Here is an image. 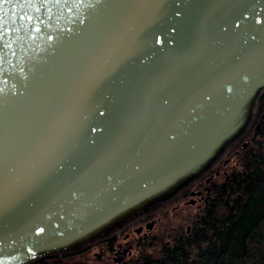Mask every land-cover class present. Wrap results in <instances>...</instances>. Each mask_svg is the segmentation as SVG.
I'll return each instance as SVG.
<instances>
[{"label": "water", "instance_id": "obj_1", "mask_svg": "<svg viewBox=\"0 0 264 264\" xmlns=\"http://www.w3.org/2000/svg\"><path fill=\"white\" fill-rule=\"evenodd\" d=\"M254 1L0 0V264L57 245L148 179L185 106L250 50L228 43Z\"/></svg>", "mask_w": 264, "mask_h": 264}, {"label": "rangeland", "instance_id": "obj_2", "mask_svg": "<svg viewBox=\"0 0 264 264\" xmlns=\"http://www.w3.org/2000/svg\"><path fill=\"white\" fill-rule=\"evenodd\" d=\"M256 3L249 6L250 11L246 8L248 20L243 24L246 26L239 28L238 33L228 43L230 50H239L242 46H247L250 50L235 56L230 67H226L218 76L212 75L214 78L212 82L209 81L211 86L208 90L185 106L179 124L180 139L176 142L169 141L161 154L162 158L158 162L154 160L150 166L148 179L134 185L116 211L92 215L84 220L81 227L59 239L57 245L44 249V252L79 247L93 236L111 233L126 222V229L131 230V225L138 221L143 222L146 216L160 213V205L164 202L163 209L166 212L162 213V219L155 221V231L163 227L167 229L170 222H176L177 213L172 211L171 206L183 186L213 166L221 156L230 153L234 144L247 139L257 120L255 111L260 109L257 96L264 87V55L256 57V61L251 58L255 55V49L251 50L253 45H256L254 48L258 47L256 50H264V7L259 8L264 2ZM250 29L254 30L244 39L243 34H247ZM220 177L217 176V179ZM196 210V203L189 202L182 205L179 213L192 214ZM187 222L189 219L184 218L183 227ZM164 223L166 226H163ZM118 238H121L120 233ZM161 239L171 241L166 232ZM93 248L97 250V246H89L84 252L88 263L104 262L91 254ZM106 262L115 264L112 259Z\"/></svg>", "mask_w": 264, "mask_h": 264}, {"label": "trees", "instance_id": "obj_3", "mask_svg": "<svg viewBox=\"0 0 264 264\" xmlns=\"http://www.w3.org/2000/svg\"><path fill=\"white\" fill-rule=\"evenodd\" d=\"M192 215L189 231L174 242L143 241L138 253L115 264H264V121ZM87 245L43 252L17 264H91Z\"/></svg>", "mask_w": 264, "mask_h": 264}, {"label": "flooded vegetation", "instance_id": "obj_4", "mask_svg": "<svg viewBox=\"0 0 264 264\" xmlns=\"http://www.w3.org/2000/svg\"><path fill=\"white\" fill-rule=\"evenodd\" d=\"M261 90L257 96L258 107L260 109L257 108L255 111L257 120L254 122L252 131H254L256 127L264 121V93H262ZM247 139L241 140L239 143L234 144L230 148V153H226L224 156H221L213 166L199 174L196 179L183 186L182 191L178 192L177 194V200H175L174 204L171 206L173 208L172 211L177 213V219L175 220L176 222L173 224H170V222L167 229L166 227H163L160 228V230L155 231V221L162 219V213L164 214L166 212V209H163V205L166 203L164 202L160 205V208L163 209H161L160 213H157L155 216H146L143 219V222L138 221L135 225H131V230L126 229V222L119 228L114 229L111 233L93 236L88 242L84 243L88 244L87 249L89 246H97V250L93 248V253H91L96 259L100 261H108L112 259L116 263L123 260L125 257H128L129 255H135L138 253L141 250L143 241H150L155 237H157L159 241H167V239H161L165 232L171 237V242H174V240L178 236H181L183 232L189 231L192 222V214H196L197 210L200 209L204 204L206 201V194L213 187V185L217 183V181L220 180L222 176L227 175V172L233 163H237L238 153L247 145L250 135L247 136ZM217 176L221 177L217 179ZM189 202L196 203L197 210L192 214L179 213L182 205ZM184 218H188L189 222H187L183 227ZM148 220H150V222L146 224V221ZM137 225H140V227L136 229L135 227ZM163 226H166L165 223ZM165 229L166 231H164ZM119 233L121 234L120 239L118 238Z\"/></svg>", "mask_w": 264, "mask_h": 264}, {"label": "bare ground", "instance_id": "obj_5", "mask_svg": "<svg viewBox=\"0 0 264 264\" xmlns=\"http://www.w3.org/2000/svg\"><path fill=\"white\" fill-rule=\"evenodd\" d=\"M260 1H262V3L264 2V0H260ZM203 3V2H202ZM202 3H199V2H197V3H195L194 5H193V7H192V10H191V12H192V15H193V17L194 18H196L195 20V24H194V31L196 32H198V30L200 31V30H203L204 29V27L206 26V21L205 20H202V9H204V7L202 8L201 6H202ZM264 7V4H261L260 6H259V8L260 9H262ZM200 8H202L201 10H200ZM192 33H190V35H191ZM165 76H167L166 75V73H165Z\"/></svg>", "mask_w": 264, "mask_h": 264}]
</instances>
